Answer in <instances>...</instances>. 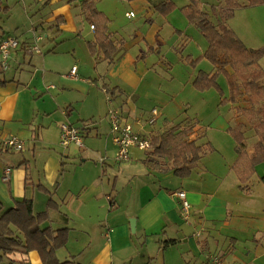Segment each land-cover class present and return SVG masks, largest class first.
Segmentation results:
<instances>
[{"label": "rangeland", "instance_id": "374dc122", "mask_svg": "<svg viewBox=\"0 0 264 264\" xmlns=\"http://www.w3.org/2000/svg\"><path fill=\"white\" fill-rule=\"evenodd\" d=\"M160 1L162 0H137L128 3L127 0H101L98 7L106 11L113 21V28L122 31L121 34L124 36L127 48L134 46L137 35L139 36V47L141 43L153 47L157 45L155 51L152 47H148L145 54H141L139 49V60L130 64L131 69L137 71L142 77L143 86L145 85L149 93H153L160 101L157 104L142 98L139 113L140 111L151 113L153 109H157L162 115L157 118V124L154 127L156 130L162 127L164 120L176 123L186 117L190 120L196 118L207 131L201 143L210 142L218 151V154L205 157L202 164L208 168L226 169L233 159H236L235 143L229 134L219 131L215 126H218L219 120L228 123L232 117L231 105H219L220 95L214 89L203 93L193 89L190 85L193 76L199 70L210 72L213 67L205 59H200L196 65H190L186 60L188 55L191 60L197 59L207 48L206 41L180 11L189 3L188 0H169L176 7L166 15H161L154 8ZM221 1L199 0V9L211 14L210 8L219 7L222 5ZM241 4L246 5L245 1H241ZM55 8V4L51 5V0H0V35L6 34L17 38L21 44L31 37L29 31L38 27V33L45 43L43 49L54 45L47 39L56 37V42L60 43L56 47V54L34 55L30 66H27V57L25 64L16 65L15 61L10 60L7 62L9 70L5 72L4 77L6 79L14 77L16 81L31 89L40 111L38 119L44 126L42 133L49 145L46 149H54L59 154L67 150L72 158L66 161L64 170L71 172V165H73L74 172L98 166L101 168V179L105 181L109 172L112 173V180L116 179V187L113 191L110 188L109 192L112 197H115L116 203L122 199L124 205L127 206L120 210L119 208L112 210L106 224L104 221L99 223L92 220L86 223L88 230L75 229L72 231L67 245L68 252L74 256L72 260L75 263L94 264L95 258L104 248L105 239L102 234H105L107 228L113 234L117 225L125 224L124 235L118 230L114 234L116 236L112 238L110 234L107 241L112 245L110 247L112 264H204L202 260H194L188 255L183 244L178 247H168L157 254L160 242L162 243L166 238H159L155 245L148 246L139 238L138 233L130 232L131 219L127 218L126 213H130L131 210L135 213L138 209L137 204L134 206L129 194L131 188L135 191L139 188V152L137 156L133 155L130 162L117 164L114 161L116 146L112 141L109 121L105 119L106 116L108 118L110 110L119 111L118 108L121 106L119 101L109 103L107 93V90L112 87L109 85L116 81V74L121 69L116 66L108 70L105 64L95 66L86 44L92 39L88 25L84 24L80 36L68 31L55 36L59 33L58 30L54 31L57 20L48 22ZM126 12L132 13L130 19L125 18ZM227 24L247 48L257 50L264 47V5L236 10ZM177 31L186 35L187 42H185L182 53L178 50L182 35H178ZM116 57L118 60L117 55ZM118 65H124L122 59L118 61ZM126 66L127 64L124 65ZM259 66L264 71V57L259 61ZM71 67L76 70V79H79L77 85L68 81L66 73ZM0 77L3 78V76ZM170 80L171 84H167ZM217 81L225 96H228L226 79L219 76ZM244 102L241 101L240 104L245 105ZM66 106L72 109L68 117L62 114ZM232 112L233 115L236 114L234 109ZM80 120L85 122H80ZM243 120L247 138L244 147L249 153L253 150L257 138L253 135L250 125L244 118ZM61 125H71L79 131L90 130L88 137L82 138L83 148L81 150L74 145L69 146L68 149L60 147ZM82 161L86 163L83 165ZM104 170L103 176L102 171ZM263 174L264 164H261L250 180V188L256 194L253 198L254 204H249L247 200L252 199L247 198L243 193V198L247 199L240 201L241 206L247 207L243 209L257 211L262 205L261 193L264 192V183L259 181V177ZM233 176L235 182L238 183L235 175ZM76 178L77 176L74 177ZM74 179L71 180L75 181ZM70 204L68 202L67 205ZM65 254H68L66 250L59 252V259L62 260Z\"/></svg>", "mask_w": 264, "mask_h": 264}, {"label": "crops", "instance_id": "0c3cea01", "mask_svg": "<svg viewBox=\"0 0 264 264\" xmlns=\"http://www.w3.org/2000/svg\"><path fill=\"white\" fill-rule=\"evenodd\" d=\"M68 1L51 0V5L55 4L56 8L52 12V16L48 18V22L57 18L63 19L59 26L55 25L54 31L58 30L59 32L55 36H60L67 31L80 36L84 24L88 25L92 34V39L86 42L88 47V43L94 39V28L83 20L80 9L81 0ZM100 1L96 0V6L109 19V34L117 44V49L112 62L101 61L98 56H93L90 52L89 55L96 67L105 64L108 70L116 66L121 69L116 74V81L111 83L109 86L112 87L107 90L109 103L116 101L121 103L118 108L121 121L133 125L132 128L135 133L149 139L150 135L162 133L186 120H190L187 117L176 123L164 120L162 127L156 130L154 127L157 124V118L162 114L158 111L155 122L150 124L148 122L150 113H143L142 111L139 113V104L142 98L157 104L160 101L153 93H149L145 85L143 86L142 77L137 71L131 69L130 64L139 60V49L141 54H145L148 47H152L155 51L157 45L153 47L141 43V47H139V36L137 35L134 46L127 48V43L121 34L122 31L113 28V21L108 17L106 11L99 9ZM134 1L137 0L127 2ZM125 18L130 19L131 17L125 15ZM41 30H43V26H41ZM38 31V27L33 28L31 32L29 31L31 37L11 52L8 62L11 60L15 61L16 65L25 64L27 57V66H30L33 63L34 55L56 54V47L60 44L56 42V37L55 39H47L46 36L47 41L54 43V45L47 47L48 49H43L45 46L44 39ZM177 32L178 35H182L178 47L179 52L182 53L185 42H187L185 40L186 35ZM6 37L12 36L0 35V40ZM38 37L41 40L37 42L36 38ZM34 46L39 47L38 52L32 50ZM186 57L190 58V55ZM121 59L124 65L127 64L126 67L118 65V61ZM72 68L68 69V73H66L69 78L68 81L77 85L79 79L70 75ZM8 70V68L4 69L3 74L0 75L3 76V78L0 77V80L5 82L4 85H0V146L3 147L9 138L16 137L23 143V149L16 152L13 150L6 151L3 148L0 152V201L3 204V210L11 208L16 201L28 199L33 202L34 212L41 213L47 210V201L52 199L59 204V210L49 211V220L45 227L68 228L70 230L69 239L70 233L75 229L88 230L86 223L89 221L96 220L99 223L104 221L106 224L112 210L127 207L122 199L116 203L115 197H112L109 192L110 188L113 191L116 187V179L112 180L113 174L109 172L106 181L102 180L101 168L98 166L74 172L73 165H71V172H66L64 170L65 163L72 158H70L67 150L59 154L54 149H46L49 145H47L45 135L42 133L44 126L40 124L38 119L40 111L33 93L27 85L16 81L14 77L6 79L4 75ZM210 72H213V69ZM167 84H171V80ZM134 98L135 101H133ZM141 110L144 109L141 108ZM230 111L232 117L228 123L221 120L215 121L218 125L215 128L226 134H228L226 130L231 126V122H233L232 126L239 123L245 124L242 117L237 114L233 115L232 106ZM71 113L70 106H66L62 112L66 117L70 116ZM105 119L108 122L107 116ZM191 121L194 124L190 140H195L196 144L202 147L203 154L192 168L191 175L185 179L177 178L171 170L167 172L150 170L143 163L146 151L136 148L130 150L131 157L127 162H130L133 155L137 156L139 152V188L136 191L131 188L129 194L134 206L137 204L138 209L135 213L132 210L130 213H126L128 214L127 218L135 220V232L132 234L138 233L139 238L148 246L155 245L156 240L162 237L166 238L164 241L174 240L176 242L167 247H164V241L160 242L157 254L161 250L165 251L168 247H178L183 244L188 255L194 260H202L204 264H209L210 256L218 257L220 264H264V192L261 193L262 205L260 206L262 207L259 206L257 211L243 209L247 208L241 206L240 203L241 200H247L243 198V193L246 194L247 198L252 199L247 200L249 204H254L253 198L256 197L255 192L250 188V182L246 189H240L239 181L231 169V164L235 158L223 170L217 167L208 168L202 164L205 157L218 154V151L210 142L207 143L211 144L213 151L207 150V143H201L205 139L207 131L196 118ZM80 122L85 121L80 120ZM147 129L149 131H146ZM77 131L82 138L88 137L90 133L89 129H85V131L77 129ZM55 140L57 141V139ZM82 163L84 165L86 162L82 161ZM6 170H9L7 175ZM104 174L105 170L102 171L103 176ZM233 175H235L238 183L235 182ZM75 176H77L76 179H74ZM176 179L179 180L176 181ZM38 185L47 189L49 194L37 189L35 186ZM178 190L186 193L191 205V219L188 222L182 220L177 199L173 196ZM68 202L71 204L67 205ZM118 230L120 234L124 235L125 224L117 225L113 234L108 228L105 234H102L105 239L104 248L100 255L95 258L94 264H112L110 253L112 245L107 241L109 235L112 234L111 237L114 238L116 236L114 234ZM129 230L131 232L130 226ZM197 232L199 233L198 237L195 235ZM67 245L57 252L58 259V253L66 250L68 254H65L62 260L59 259L61 262L69 261L72 264H82L72 260L74 256L68 252ZM27 260L26 263H10L6 260L3 264H42L38 253L35 251L28 254Z\"/></svg>", "mask_w": 264, "mask_h": 264}, {"label": "trees", "instance_id": "16d2710c", "mask_svg": "<svg viewBox=\"0 0 264 264\" xmlns=\"http://www.w3.org/2000/svg\"><path fill=\"white\" fill-rule=\"evenodd\" d=\"M241 1H245L246 5H242ZM188 2L180 11L203 36L207 48L201 57L195 60L187 57L186 60L196 65L200 59H205L213 67V72L199 70L191 81V87L200 93L216 90L220 95L219 105H231L234 112L250 125L257 138L252 152L248 153L244 147L247 139L245 124L239 123L226 130L236 145L237 156L231 168L240 189L244 190L256 174L257 167L264 164V71L259 66V61L264 57V47L257 50L247 48L227 23L236 10L264 5V0H222V5L210 8L211 14L199 9V0ZM175 7L173 2L165 0L154 8L161 15H166ZM80 9L83 20L94 28V39L88 43L89 52L101 61L112 62L117 44L109 34V19L98 10L96 0H81ZM56 20V26L63 22L62 18ZM3 70L0 64V75ZM219 76L227 81L228 96H225L217 81ZM4 83L0 80V85ZM241 101H245V105H241ZM193 124L191 120H186L162 133L150 135V148L144 153V165L152 171L171 170L180 179L189 177L203 154L202 147L195 140H190ZM206 147L213 151L211 144L207 143ZM3 148L12 151L4 145L0 146V152ZM259 181L264 183V174L259 177ZM35 187L49 194L44 187ZM58 210L59 204L52 199L47 201V210L41 213L34 212L32 200L16 201L7 210H3L0 201V264L6 260L10 263H26L32 251L38 253L42 264H72L69 261L61 262L57 257V252L68 243L70 230L45 227L49 211ZM175 243L174 240H167L163 245L167 247Z\"/></svg>", "mask_w": 264, "mask_h": 264}, {"label": "built area", "instance_id": "2783aa9c", "mask_svg": "<svg viewBox=\"0 0 264 264\" xmlns=\"http://www.w3.org/2000/svg\"><path fill=\"white\" fill-rule=\"evenodd\" d=\"M127 17H132V14H126ZM41 38H36V41H40ZM19 47V42L17 39L12 37H6L0 41V64L3 69L7 68V62L10 57V54L13 50ZM33 51L38 52L37 46L32 48ZM72 77H76V70L73 67L70 71ZM150 118L148 122L153 124L158 115V110L153 109L150 113ZM108 121L111 128L112 141L116 146V154L114 161L116 163L127 162L130 158V150L136 148L141 151H147L150 148L149 139L142 137L135 133L132 129V126L121 121L120 113L117 110H110L108 113ZM60 146L62 148H68L70 145L76 146L78 149L83 148L82 136L79 134L77 129L71 125H61L60 126ZM5 145L8 148H11L13 151L20 152L23 149V143L16 137L9 138ZM102 164V163H101ZM9 170H6V175ZM173 196L177 199L180 215L183 221H190V210L191 205L187 199V195L184 191L178 190ZM196 237L199 236L197 232ZM209 264H220L218 257L210 256Z\"/></svg>", "mask_w": 264, "mask_h": 264}, {"label": "water", "instance_id": "95a60500", "mask_svg": "<svg viewBox=\"0 0 264 264\" xmlns=\"http://www.w3.org/2000/svg\"><path fill=\"white\" fill-rule=\"evenodd\" d=\"M130 228H131V232L134 233L135 232V220L130 221Z\"/></svg>", "mask_w": 264, "mask_h": 264}]
</instances>
